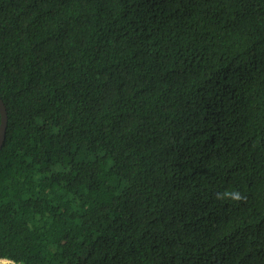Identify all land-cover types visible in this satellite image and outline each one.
Here are the masks:
<instances>
[{"label": "trees", "instance_id": "16d2710c", "mask_svg": "<svg viewBox=\"0 0 264 264\" xmlns=\"http://www.w3.org/2000/svg\"><path fill=\"white\" fill-rule=\"evenodd\" d=\"M0 96V259L264 264V0H0Z\"/></svg>", "mask_w": 264, "mask_h": 264}, {"label": "water", "instance_id": "95a60500", "mask_svg": "<svg viewBox=\"0 0 264 264\" xmlns=\"http://www.w3.org/2000/svg\"><path fill=\"white\" fill-rule=\"evenodd\" d=\"M0 114H1V122H0V150H1L6 137V128L8 122L7 108L1 96H0Z\"/></svg>", "mask_w": 264, "mask_h": 264}, {"label": "clouds", "instance_id": "9594fccd", "mask_svg": "<svg viewBox=\"0 0 264 264\" xmlns=\"http://www.w3.org/2000/svg\"><path fill=\"white\" fill-rule=\"evenodd\" d=\"M216 197L217 199H221V200L227 199L232 201H240L244 198L238 190H228V189H226L223 193L218 192L216 194Z\"/></svg>", "mask_w": 264, "mask_h": 264}, {"label": "built area", "instance_id": "2783aa9c", "mask_svg": "<svg viewBox=\"0 0 264 264\" xmlns=\"http://www.w3.org/2000/svg\"><path fill=\"white\" fill-rule=\"evenodd\" d=\"M0 263L10 264V263H12V260H10V259H5V261H2V259H0Z\"/></svg>", "mask_w": 264, "mask_h": 264}, {"label": "rangeland", "instance_id": "374dc122", "mask_svg": "<svg viewBox=\"0 0 264 264\" xmlns=\"http://www.w3.org/2000/svg\"><path fill=\"white\" fill-rule=\"evenodd\" d=\"M2 261H5V259H2Z\"/></svg>", "mask_w": 264, "mask_h": 264}]
</instances>
